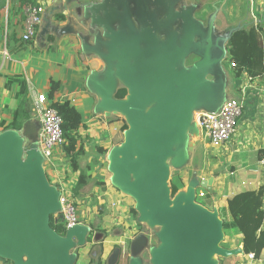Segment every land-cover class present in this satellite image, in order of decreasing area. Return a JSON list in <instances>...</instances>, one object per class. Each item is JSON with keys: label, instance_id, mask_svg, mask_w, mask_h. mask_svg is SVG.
<instances>
[{"label": "crops", "instance_id": "obj_1", "mask_svg": "<svg viewBox=\"0 0 264 264\" xmlns=\"http://www.w3.org/2000/svg\"><path fill=\"white\" fill-rule=\"evenodd\" d=\"M38 1L45 4L46 13L31 41L22 40L23 17L16 19L19 2L6 4L10 5L8 11H13L11 17L4 18L3 12L0 13V135L8 131L6 127L13 121V113L18 107L16 93L19 85L15 83L9 89L7 79L21 75L27 81L32 116L19 134L25 152L39 153L38 139L42 124L34 108L36 96L39 93L49 94L51 79L59 81L60 89L54 100H69L80 111L86 125L82 129L83 136L90 137L80 158V168L87 170L90 167L94 179L96 174L106 173V169H109L106 161L118 155L125 141L122 126L125 123L129 125V118L119 105L129 101L132 88L119 67L126 65L133 74L139 63L150 60L153 55L160 57L161 65H149L141 74V81H149L154 91L161 82L160 78L168 73L179 72L182 81H176V87L188 84L191 70L198 63L196 89L193 91L186 131H191V121L196 125L192 126L193 131L200 135L197 126L200 114L217 112L229 100L243 102V114L237 121L236 133L227 145L219 147L222 149L217 153L209 155L206 152L207 166L196 174L198 179L215 178L213 205L209 210L219 215L220 205L226 198L264 186V166L260 163L264 154V73L255 78L248 74L237 77L225 65L229 58L226 51L228 37L235 28L247 24L262 27L264 43V0H210L205 3L201 13L198 10L191 13L186 8L182 14L173 6L178 0ZM188 35L191 36L190 41H187ZM204 60L206 62H201ZM121 87L127 88L128 95L124 99H117L115 93ZM184 93L190 94L192 90ZM185 135L184 131V138L175 145L177 147L172 146L169 156L178 168L184 166L180 146ZM190 145L189 150H192ZM100 148L105 152H101ZM54 158L51 160V177L48 175L53 185L77 180L79 172L72 170L63 148L56 150ZM180 176L188 184L189 173L183 170ZM195 179L190 180L188 185ZM101 181L107 182L104 178ZM96 183L91 184L93 193L90 195L98 196L100 202L104 201L111 208L107 214L112 222L111 229L119 222L121 225L123 223L125 232L118 236H107L105 251L101 255L104 264L110 257H115L117 264L125 257L127 247L125 245L122 254L119 252L116 256L113 248L118 243L124 245L127 236L134 233L126 227L136 224L131 209L135 207L139 212L138 205L135 202L127 210L130 218L124 219L123 213L115 218L118 207L130 203V200L134 202V199L129 197L124 198L122 203L119 199L108 203L107 193H112L114 188L121 189L112 182V187H107L101 194L100 185ZM198 189H195L194 195ZM139 216L141 218L140 212ZM142 220L143 224H147L145 219ZM101 224L106 228L109 226L104 222ZM231 234L237 244L232 258L237 260L235 264H243L245 254L239 232L234 228ZM74 243L79 248L76 251L80 253V262L87 249L86 238L82 242L77 236ZM261 258H264V251ZM0 264L19 263L0 257ZM129 264L144 263L133 259ZM149 264H153V261H149Z\"/></svg>", "mask_w": 264, "mask_h": 264}, {"label": "water", "instance_id": "obj_2", "mask_svg": "<svg viewBox=\"0 0 264 264\" xmlns=\"http://www.w3.org/2000/svg\"><path fill=\"white\" fill-rule=\"evenodd\" d=\"M151 37L154 39V34ZM190 40L188 35L187 41ZM149 65H161L160 57L153 55L150 60L139 63L133 74L126 65L119 67L132 90L129 101L119 105L129 118V128L118 155L111 159L110 168L115 173L113 182L136 198L141 220L147 218L151 224L165 227L153 262L212 264L215 254L235 253L234 249L221 246L225 234L219 215L193 202L197 188L214 192L215 178L193 180L188 197L185 199L179 192L172 203L167 162L173 144L184 138L196 89L198 63L191 70L188 84L176 87V81H182L179 72L168 73L160 78L154 91L149 81H141V74ZM189 90L192 93H184ZM144 94L151 96L153 104L148 111L142 105ZM141 130L145 131V136H139ZM135 172L144 176L143 183L131 182V173ZM59 208V191L48 178L41 151L25 152L18 131L2 133L0 257L19 264H70L69 251L75 245L74 238L78 236L84 242L87 228L78 225L67 230L65 236L57 233L51 226V216ZM104 237L102 231H96L93 242H101Z\"/></svg>", "mask_w": 264, "mask_h": 264}, {"label": "trees", "instance_id": "obj_3", "mask_svg": "<svg viewBox=\"0 0 264 264\" xmlns=\"http://www.w3.org/2000/svg\"><path fill=\"white\" fill-rule=\"evenodd\" d=\"M19 2L20 4L33 3L37 4L38 0H11V3ZM7 0H0V13L4 11ZM262 27L254 25H245L235 28L228 37L226 51L228 52V60L231 63L234 74L237 77L248 74L251 78L261 76L264 73V43L262 41ZM234 64V65H233ZM17 83L19 90L16 93L18 107L13 113V121L6 127V130H14L20 132L25 122L31 118L32 109L28 100V85L26 79L21 76H14L7 79L6 86L11 89ZM50 90L48 99L52 102L59 114L63 118V133L65 142L62 145L63 151L69 158L73 171L79 172L77 182L73 192L79 196L82 190L89 185L92 180L90 173L91 168L82 170L80 168V158L85 153V143L90 140L87 135L83 136L82 129L86 128L80 111L69 100L56 101L55 94L60 89V82L54 79L50 80ZM128 95L126 87L119 88L115 97L124 99ZM129 128L128 123L122 126L125 132ZM105 152L104 149H99ZM100 184H103L102 182ZM181 176L177 179L172 178L170 188L172 197H175L184 186ZM264 186L258 190H246L225 199L220 205L221 213L219 217L223 222L224 240L223 246L228 249H234L237 246L230 230L237 229L240 235L242 250L244 254L253 253L257 258H261L264 251ZM134 219L137 221L138 228L141 229L144 224L141 222L139 212L135 207L131 209ZM51 226L57 233L65 236L67 231L61 218L56 219L55 215L51 216ZM93 234V233H92ZM92 234L88 237V242L92 241ZM131 242V241H130ZM134 242V243H133ZM137 241H132L130 248H126L125 253L129 254L130 261L139 258L135 252V248L139 247ZM103 243H100L101 248ZM94 246H96L94 244ZM143 246V245H142ZM156 245L154 246V248ZM122 254V247L117 245L115 251ZM129 250V251H127ZM103 251V249H102ZM117 253V252H116ZM119 263V262H118ZM99 264H103L99 257ZM120 264V263H119Z\"/></svg>", "mask_w": 264, "mask_h": 264}, {"label": "rangeland", "instance_id": "obj_4", "mask_svg": "<svg viewBox=\"0 0 264 264\" xmlns=\"http://www.w3.org/2000/svg\"><path fill=\"white\" fill-rule=\"evenodd\" d=\"M162 1H166V0H161V2ZM209 1L210 0H178V2H175L173 4V6H174V9L180 10L181 14L186 10V8H189L191 10V13L194 10H198L201 13L202 9L205 6V3L209 2ZM161 2H160V5L162 4ZM8 7L10 8V5L9 6L7 5L3 11L4 18H8V16L11 17L13 14V11H10V12L8 11ZM16 12L18 14L16 19L19 17H24L21 7L17 6ZM225 65L232 69L231 63L229 60L227 62H225ZM148 106L145 109V111H148L150 109L149 108L150 106L149 107ZM189 126L191 127V131L185 130V132H186L185 140L183 142V145L180 146V148H182L180 151V154L182 155L183 161H184L183 168H178L177 166H174L173 160L170 157H169L170 159L168 158L169 161H167V162H169V164H170V181L172 178L177 179L180 176V173L183 172V170H184V172L189 173L190 180L195 179V178L198 179L196 174H200L201 171L204 170V168L207 166L206 165V152H207V154L210 155V154H214L215 152L217 153L219 151V149L220 150L222 149V148H216V147H213L212 145H210L209 141L201 133H200V135L198 134V132L195 133L192 129V126L196 127L195 123H193V122L191 123V121H190ZM197 126H198V123H197ZM199 136L201 137V139L199 138ZM178 143L175 142L173 145L174 146L178 145ZM190 143H191L190 146L192 147V150H189L190 147L188 145ZM207 143H208V146H207ZM175 147H177V146H175ZM56 157H57V154H56L55 158L53 157L54 160H56ZM217 158H219V157L217 156ZM24 159L26 160V156H24ZM111 159H112V157H109V159L106 161L108 168H109V169H106V173L96 174L95 178L92 179V181H90L91 183L82 190V192L79 196H76L74 194L75 200L77 203V207H78V214H79L81 223L83 226H85V228L87 227L86 235H85L87 249H85L86 252L84 254V257L82 259H80V262H79L78 256H80V253H77V251H76L79 248L74 246L69 251V254H70V256H69L70 261L69 262H70V264H99V257H101V255H103V252L105 251L104 241L107 238V236H112V235L118 236V235H120V233H122L124 231L123 223L121 225V222H119V224H118L119 226L116 225L113 229H111L112 228L111 227L112 222L110 221L109 217L107 216V214H109V210L111 211V208H109V205L107 203H105L104 201L100 202L98 196H91L90 195L91 193H93L91 184L94 182H97L96 184L100 185L101 189H99V192L101 194H103L106 191L107 187L108 188L112 187V182H113V179L115 178L114 177L115 173L110 168ZM45 167H46L48 175L51 177L50 171L53 169L52 163L48 162L45 165ZM103 178L106 179L107 182L101 181V179H103ZM143 180H144V176L142 174H139L136 172L131 173V182L143 183ZM190 180L188 181V184H189ZM170 181H169V186H170ZM51 182H52V184H54L52 180H51ZM76 182H77V180H74V181L67 180L65 183H66L67 188L70 191H73ZM101 182L103 184H100ZM107 184H108V186H107ZM188 184H184V186L180 190L182 195L185 196V199L188 197L186 194L189 193V191H190V189H189L190 185H188ZM201 190H204L206 192V194H207L206 197H199V196L197 197V194H195L193 196V202H195V204L198 206L211 209L212 205H213V202H212L213 194L209 193L206 189L201 188V187L198 189V192H200ZM126 195H124L121 192V190L119 191L115 188L113 189L112 193H109V192L107 193L106 198H107V201H109L108 203H111V201L117 200V199L121 200V203H122L124 198L128 199L129 197L131 199H134V202H131V200H130V203L126 202V204H121L118 207L119 212H117V214L115 215V218H117L122 213L124 215V219L130 218V216H131L130 214L127 213V210H129L132 205H135V202L137 203V200L134 196H132L128 193ZM179 195L180 194L176 195L172 199V203L174 202V199L177 198ZM55 218H56V216H55ZM145 221L147 224H144V226L141 229L138 228V224H132L131 226H128V228L126 227L127 230L132 229V231L134 233L132 235L127 236L128 238H126L125 243H123L124 245H121L122 243H118V242L117 243L119 246L122 247V250H124L123 247L125 245L127 248H130L131 242L137 241L136 243H138V245H139V247L135 248L136 249L135 252L139 256V258H137V259H140L144 264H149V261L151 262L154 260L153 257H154L155 251L162 244L161 234H162L163 230L165 229V227H163L161 225H153L150 223V221L147 218ZM103 222H104V224L109 225L108 228H106V226L104 227L101 224ZM86 223H87V225H86ZM96 231H102L105 234L104 239L98 243L93 242V237H94V234ZM231 231L232 230H230V234H231ZM91 234H92V241L88 242V237ZM120 237H122V236H120ZM113 239H114V237H113ZM233 239H234V236H233ZM100 243H103V245H102L103 248H101ZM94 244L96 246H94ZM155 245H156V247L154 248ZM116 246L113 248L114 249V252H113L114 256L119 254L118 250L115 251ZM221 246L224 247L223 242L221 243ZM102 249H103V251H102ZM127 251H129V250H127ZM73 255L75 256V262H74V256ZM232 257H233V255L215 254L212 257V264H235V263H237L236 262L237 260H234ZM111 258L112 257H110L106 260V262H107L106 264H115V260H116L115 257H113L112 259ZM25 260L26 259H24V261ZM102 262L104 264L105 260L104 261L102 260ZM129 262H130V256L127 252L125 257L123 259H121L119 263L120 264H129ZM119 263H117V264H119ZM153 264H156V263L153 262ZM239 264H241V263H239Z\"/></svg>", "mask_w": 264, "mask_h": 264}, {"label": "built area", "instance_id": "obj_5", "mask_svg": "<svg viewBox=\"0 0 264 264\" xmlns=\"http://www.w3.org/2000/svg\"><path fill=\"white\" fill-rule=\"evenodd\" d=\"M11 0H7L9 4ZM23 12L24 29L22 33L23 41H31L37 33L39 25L42 23L46 7L43 2L37 4H18ZM234 65V64H233ZM35 111L41 120V131L38 139L39 150L43 156V165L53 160L57 149L62 148L65 142L63 133V118L52 106V102L44 93L36 96ZM243 114V102L229 100L225 102L217 112H205L198 117V126L201 134L209 141L210 145L219 148L227 145L232 136L236 133L237 121ZM261 165L264 166V154L260 159ZM46 169V167H45ZM59 191V211L54 214L56 219L61 218L66 227V231L82 225L78 207L73 191H70L65 182L54 185ZM197 197H206V192L201 190L196 192ZM246 261V262H245ZM243 264H264V258H257L255 254L249 253L244 255Z\"/></svg>", "mask_w": 264, "mask_h": 264}, {"label": "bare ground", "instance_id": "obj_6", "mask_svg": "<svg viewBox=\"0 0 264 264\" xmlns=\"http://www.w3.org/2000/svg\"><path fill=\"white\" fill-rule=\"evenodd\" d=\"M154 85L156 84V81L153 83ZM151 99V96L147 95V94H144L143 97H142V105H143V108L146 109L147 106L151 109L153 107V104H152V101L150 100ZM161 108L158 107V112L160 111ZM145 131L144 130H141V132L139 133V136H145ZM187 196L189 195V193L186 194Z\"/></svg>", "mask_w": 264, "mask_h": 264}]
</instances>
